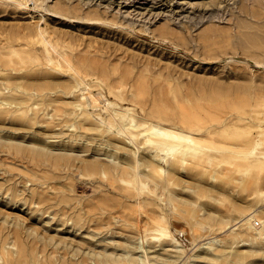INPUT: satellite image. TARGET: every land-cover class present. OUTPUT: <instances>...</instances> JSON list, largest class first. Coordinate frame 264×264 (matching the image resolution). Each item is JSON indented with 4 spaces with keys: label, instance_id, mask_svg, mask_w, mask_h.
<instances>
[{
    "label": "rangeland",
    "instance_id": "374dc122",
    "mask_svg": "<svg viewBox=\"0 0 264 264\" xmlns=\"http://www.w3.org/2000/svg\"><path fill=\"white\" fill-rule=\"evenodd\" d=\"M150 124L204 149L157 158ZM257 142L264 0H0V264H264L259 229L228 226L264 220Z\"/></svg>",
    "mask_w": 264,
    "mask_h": 264
},
{
    "label": "bare ground",
    "instance_id": "6f19581e",
    "mask_svg": "<svg viewBox=\"0 0 264 264\" xmlns=\"http://www.w3.org/2000/svg\"><path fill=\"white\" fill-rule=\"evenodd\" d=\"M82 98L84 99L85 102H88V103L96 102L100 99L98 94L91 93L89 91L83 92ZM238 118L243 119V118H245V116L239 115ZM132 121L135 122V119L133 118ZM199 126L200 125H197V127H199ZM215 128L216 127H214V124H209V125H205L204 127H199V130L210 134V133L215 132ZM146 131L150 133V136H148V138H147L148 142L153 143V144H155L156 147H158L157 152H156L157 158L162 157L160 154V149H159L161 147L163 149L167 150L168 152H172V154H175L178 147L176 145L169 144V142H168L169 140H172V139H179L180 141H182L181 142L182 145H187V147H189V146L193 147V150L202 151L204 149V148H201L197 145V143L199 142L197 140V138L193 137L192 135H185L184 133H179L178 131L170 129V127H168V126H164V125H160V124H150L146 128ZM260 143L261 142H257L252 147L249 148V146H247L244 150H242L245 158L249 160V164L252 166H260L261 164L264 163V151L259 150V144ZM247 144H250V143H247ZM28 151L34 153L35 155H37L39 157H45V158L48 157L47 154H43L40 151L39 152H36L33 150H28ZM240 155H242V154H240ZM180 160H185V158L182 157V158H180ZM100 164H102V168L105 169V171H106L107 167L108 168L114 167V168L118 169L119 172H120V169L122 168L119 166L115 167L110 162H100ZM156 166L157 165H154L151 169L156 171ZM158 167L160 168V170L163 169L162 166H158ZM130 172L132 173V175H134L136 177V179L138 180L140 185H142L143 187L148 186L147 179H144L142 177L143 174L146 175V172H144V170L142 169L140 164H138V162H136L132 166V170ZM163 188H165L164 184L163 185H157V186H154V188H151V191L153 193L159 195V193L162 192ZM156 202H157V197L153 195L151 197V203L156 204ZM257 215H258V209L257 208L252 209L250 212H248L247 214L242 216L239 220L233 222L232 224L231 223L228 224V226L231 227L233 225L238 224V226H242L246 230H253V228L259 229L258 233L260 234V236H262V235H264V220L259 219ZM162 218H164V216ZM260 224H262L261 225L262 229H260V227L256 226V225H260ZM157 229L158 230L160 229L159 231H161L162 235H170L168 228H167V225L160 224L157 227ZM141 239L142 240H141V243L139 244V247H144L143 237H141ZM144 250L146 253V249H144ZM117 260H119V259H117ZM120 261L124 264H145L144 262H146V261L149 262V257L147 255H145L144 257H142V256H130L126 259H120Z\"/></svg>",
    "mask_w": 264,
    "mask_h": 264
}]
</instances>
